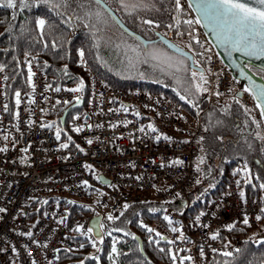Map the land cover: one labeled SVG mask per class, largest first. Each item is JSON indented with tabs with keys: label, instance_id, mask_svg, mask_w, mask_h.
I'll return each instance as SVG.
<instances>
[{
	"label": "built area",
	"instance_id": "1",
	"mask_svg": "<svg viewBox=\"0 0 264 264\" xmlns=\"http://www.w3.org/2000/svg\"><path fill=\"white\" fill-rule=\"evenodd\" d=\"M181 3L187 19L194 20L197 16L188 1L181 0ZM190 29L199 37V44L195 41L197 54L204 53L200 61L205 66L211 90L207 107L241 92L238 99L261 120L255 100L241 82L234 80L201 24L194 23ZM26 59L33 61L35 89L30 86L28 92L21 91V103L16 105L12 115L4 111L8 103L5 75L0 72V208L7 209L0 212V248L6 249L0 252V264H14V258L15 264H32L33 259L36 264H51L62 249H81V239H88L77 233L76 224L82 225V232L86 231L95 216L104 219L109 213L117 215L125 202L129 205L152 201L163 205L160 216L152 220L153 225L158 233L173 241L171 246L177 257H192L185 259L184 264H210L215 254L222 253H213V248L222 249L225 245L229 251L237 248L238 242L222 240L220 233L226 229L224 225L232 221L237 222L235 226H242L244 213L248 214L250 224L261 221L262 216L256 219L261 212L255 200L246 195L242 199L236 181L231 180L218 197L204 206L201 220L208 227L193 223L196 215L190 214L194 202L189 191L197 186L195 181L202 176L195 164L200 153L199 137L204 134L202 114L207 107L202 111H190L178 106L170 96L111 87L93 73L86 104L83 93L71 91L74 86L59 87V90L57 86H50L35 59L29 55L25 62ZM217 90L222 95L216 96ZM28 93L34 97L32 103H29ZM76 95H80L82 103L72 110L68 123L83 149L81 153L70 142L67 148L59 146L66 142L62 141V134L60 140L55 136L56 127L61 126L48 117L65 100L71 106L77 104L73 100ZM29 119L33 121L31 125ZM124 120L129 123H123ZM49 121L53 122L52 127H47ZM110 123L113 127L108 126ZM149 123L155 125V130L147 127ZM77 125L92 127L85 126L76 132ZM261 130L264 132V120H261ZM88 140L92 143H87ZM5 144L15 146L4 151ZM24 147L27 152L21 151ZM175 157H180L184 163L168 164ZM85 164L92 167L86 168ZM97 176L109 179L110 183H104ZM83 180H88L87 186L81 183ZM40 207L43 209L38 216L30 215ZM82 209L88 211L82 213ZM213 211L215 216L211 215ZM165 215L172 218L171 226ZM172 227L177 231L173 232ZM15 229L20 233L31 231L33 236L18 234ZM181 229L187 237L183 241L178 239ZM213 231L219 233V238H212ZM259 236H264V231L257 234ZM5 237L15 244L18 253L11 252L4 242ZM33 240L40 243H33ZM24 245L32 249L31 256ZM177 264H180L179 259Z\"/></svg>",
	"mask_w": 264,
	"mask_h": 264
},
{
	"label": "trees",
	"instance_id": "2",
	"mask_svg": "<svg viewBox=\"0 0 264 264\" xmlns=\"http://www.w3.org/2000/svg\"><path fill=\"white\" fill-rule=\"evenodd\" d=\"M105 2L115 10L128 28L133 29L143 37L155 39L156 31L166 33L167 37L187 50L188 43H191L194 46L192 52L197 53L195 40H191L188 34L192 30L183 24V21L187 19L185 11L182 10L177 15L174 10L175 2L173 0H152L155 3V7L139 8L131 15L123 11L118 0H105ZM81 3H84L83 8L79 6ZM94 4V0H91L90 4L87 0H70L71 7L68 10V15L73 16L75 27L64 24L56 12L51 11L46 6L18 10L17 16L13 19L12 10L4 5H0V63L6 65L5 69L2 70L4 75L10 77L7 81L5 80L4 87L10 115L13 114L16 107L15 88L19 87L24 92H28L30 89V85L26 82L27 66L24 57L26 52L30 53V57H35V61L41 67L49 85L52 87L74 86L78 82V78L82 77L85 81L83 100H85L86 104L92 89L90 74L93 73L111 87L132 91L140 90L150 94L159 92L170 96L178 106H182L190 111H202L207 107L208 93L202 94V99L199 100L201 102L199 108H195L186 100L181 99L183 90L179 89L176 84L167 82L166 79L158 78L149 73H146V76L142 77L138 73L137 68H126L123 45L121 44L119 49L114 45L120 43L122 40H127L129 43L132 40L129 35L118 27L110 16H105L99 21L95 17L88 18L86 15L87 9L94 6ZM137 14L144 17V19L159 20L161 24L155 27L153 31H147V26L144 28L140 27L142 22L135 18ZM37 15H44L47 19L55 22L58 29L65 30L68 40L64 43V51H61L60 48L51 49L50 42L53 39L52 36L47 37L49 48L47 50H40L42 44L39 41L34 43L36 31L38 30L31 33L21 31V24L26 21H32V23L25 24V27L34 29L33 18ZM76 16H80L81 19H75ZM173 17L181 21L179 29L167 27L169 22L175 24ZM85 18L89 19L88 27L84 25ZM91 26H95L98 29L95 35L100 37L99 40H93ZM177 30L182 34L177 35ZM29 35L32 36V39L29 38ZM96 44H99V48L95 46ZM79 48L85 50L84 59L87 66L79 62L80 55L77 51ZM55 53H59L60 55L58 56ZM44 61L48 62L47 66L44 65ZM16 65L18 66L14 67ZM64 65L68 66L67 76L63 74ZM203 67L205 66L203 65ZM251 69L255 71V68ZM204 70L207 76L206 69L204 68ZM12 75H15L16 79H11ZM221 101H218V105L217 101H214L202 114L204 140L200 141L199 156H206V161L201 167L206 170L207 165H212L213 172L209 176L205 171V175L201 176V183L189 191L190 197L194 202L190 209V214L193 215L199 214L208 202L218 197L231 180H237L238 177L233 174V169L241 166L244 158L248 159L252 172L264 169V163H257L258 160L264 159V154L259 151L261 142L254 136L255 125L252 124L251 117H248L249 124L245 125L244 119L246 114L243 113L240 105L232 99ZM226 104L232 105L231 115L219 111V108ZM70 106V103L59 104L56 109L51 111L48 117L60 124L62 141L70 142L76 147L78 141L75 134L69 129L68 123V120L73 115V111L70 110L68 112L64 126L60 123L61 117L67 113ZM249 111L252 116L257 118L254 110L249 109ZM210 113H214V117L220 116L224 123L219 125L210 124ZM206 125H208L207 128L205 127ZM219 136L224 137L223 141L217 139ZM68 137H71V140ZM248 142H251L253 145L251 150L247 147ZM201 145H203V151L201 150ZM77 150L78 153H81L80 149ZM238 152L240 153L239 156L236 154ZM225 155L229 156V159L223 160L222 157ZM213 177H215L214 181ZM212 183L215 186L209 187ZM239 188L244 189L247 198L255 200L261 212L262 202H264V191L259 188L253 189L250 185L243 183H241ZM197 199H200V201H197ZM77 207L79 206L77 205ZM162 208L163 205L156 202H139L137 204H129L127 209L123 208L121 212L114 215L117 217L114 221H108L107 215L103 219L105 228L102 229V234L105 233V230L111 231L112 234L111 236L105 234L102 242L97 241L99 251L92 246L87 238H84L81 239L84 245L81 249H62L51 264H79L81 260H84L85 264H172L171 254L167 251V246L164 245V251H161L156 244L158 231L154 227L152 220L160 216ZM42 209L40 207L30 215L38 216ZM152 209H157L160 213L152 211ZM86 211L88 209H82V213ZM261 216L260 222L247 226H235L233 230L225 229L220 233L222 240L238 242V248L244 250L241 254L234 252L236 264H247L248 261H252L253 264H264V241L258 245L249 240L253 232L259 230L261 224L264 223V213H261ZM141 220L145 225L156 231L149 233L141 225ZM115 228H124L126 231L117 232L114 230ZM127 233H134L135 236L133 237ZM149 235L153 237L151 241L149 240ZM113 239H116V247L120 255L113 254V258L110 261L108 253L111 251ZM246 241L248 242L246 243ZM141 244L143 248L142 253ZM161 244L163 245V242ZM89 253L92 256H89ZM94 257H98V260L94 259ZM225 259L231 258L224 257L222 253H217L210 264H217V262L218 264H224Z\"/></svg>",
	"mask_w": 264,
	"mask_h": 264
},
{
	"label": "snow or ice",
	"instance_id": "3",
	"mask_svg": "<svg viewBox=\"0 0 264 264\" xmlns=\"http://www.w3.org/2000/svg\"><path fill=\"white\" fill-rule=\"evenodd\" d=\"M87 2L90 4L91 0H87ZM118 3L120 7L123 9V11L129 15L136 12L139 8H148V7H155V3L152 2V0H118ZM0 5H4L5 7L12 10V16L13 19L18 14V10H24V9H32V8H38L40 6H46L51 11L56 12V14L63 20V23L70 26L75 27L76 25L73 23V16L68 15V10L71 7L70 0H0ZM81 8L84 7V3H81L79 5ZM195 10L199 14L194 20L189 18L183 21V24L191 26L194 23H200L203 22L206 27H209L211 29V32L214 34L216 40L220 45H222L225 48V51L231 54L233 51H238L242 54H245L248 57H257V58H264V0H196L195 2ZM174 10L179 15L180 12L183 10V6L181 3V0H175L174 3ZM88 18L95 17L97 21L101 20L105 16H110L113 21H115L117 24H120V27L124 29L125 32H128V29L125 28L123 23H121V20L118 16H116L113 13V9L109 6L108 3L105 2V0H95V4L92 7H89L87 9L86 13ZM84 19V25L86 27L89 26V19ZM137 20H140L142 23L140 27L144 28L147 26V31H153L155 27L160 26L161 22L156 19H144V17L140 15H136L135 17ZM34 29H30L28 27H25V24H31L32 21H26L25 23L21 24V31L22 32H29L36 31V37L34 40V43L36 41H39L42 44V48L40 50H47L49 48V40L47 39L48 36H52L53 39L51 40V49H57L60 48L61 51H64V43L67 42L68 37L66 36L65 30L58 29L55 22L47 19L44 15H37L34 18ZM75 19L79 20L81 19L80 16H76ZM175 19V17H173ZM181 24V21L179 19H175V24L169 22L167 27L168 28H177L179 29V26ZM91 31L93 33V40H99L100 37L96 36L95 33L98 31V29L95 26H91ZM194 31V30H193ZM193 31H190L188 34L191 38V40H195L197 44H199V37L196 35H193ZM177 35H181L182 33L177 30ZM129 37L132 40L131 43H129L127 40H122L120 43L114 45L117 49L121 47V44L123 45V52H124V62L126 68H135L137 64L141 61L143 58L144 63H150L154 62L155 65L160 66L162 69L166 70L169 74L173 75L174 77H177V74L179 73H187L189 74V79L186 81H183L187 86L184 88L183 94H181V99L186 100L189 104H191L195 108H199L198 101L202 99V94L204 93H210V88L207 86L210 81L207 79L205 70L203 65L201 64L200 57L204 56V53H194L192 55H189L183 48H181L179 45L175 43H170L166 39V33H162L159 31L155 32V39L152 38H141L140 36L136 35L135 33H129ZM29 38L32 39V36L29 35ZM110 43V42H109ZM164 45H167V47H164ZM97 48H99V44L95 45ZM193 45L191 43H188L187 48L189 52L193 50ZM80 55V63L85 64V50L83 48L77 49ZM56 55H60L59 53H55ZM30 55L29 52L25 53V57ZM35 57H33V60ZM207 59L210 61L211 57H207ZM32 60L26 59V66H27V78L26 82L28 85H30L33 89H35V84L33 82V76L34 72L32 69ZM45 66H47V61L43 62ZM18 65L14 66L17 67ZM6 65L4 63H0V71L5 69ZM68 66L64 65L63 68V74L65 76L68 75ZM208 72H211V69H208ZM241 73L244 75H247L244 73L243 68H241ZM255 74L260 76L262 79H264V64L258 66L255 68ZM9 76H4V80H8ZM11 79H16L15 75L11 76ZM248 83L244 86V90L249 92L253 99L256 102V107L259 109L261 120H264V83H258L256 80H254L251 76L247 77ZM218 88V83H217ZM85 89V81L82 77L78 78V82L74 85V87L71 89L72 92L80 93L82 94ZM7 90V89H6ZM57 90H59V86H57ZM15 102L16 105H20L21 103V89L19 87L15 88ZM216 96L222 95L218 90L215 92ZM239 93L236 94L234 97H230V99L235 100L237 104L240 105V107L243 109V113L245 115L244 124H249L248 117H251L252 124L255 125V131L254 136L257 140L261 142V147L259 149L260 153L264 154V132L261 131V120H257L255 116L251 115V112L249 111V108L247 105H244L239 99ZM29 103H32L34 101V97L31 93L27 94ZM80 95H76L73 97V100L77 104L80 103ZM60 101L57 100V103ZM65 104H69L70 102L65 100ZM217 105L219 102H216ZM122 108H124V111H128L127 107H124L121 105ZM231 108L232 105L226 104L223 107L219 108V111L221 113L231 115ZM4 111H9V108L7 105L4 106ZM41 111H44V109H41ZM137 116L140 115L139 112L135 113ZM79 115V113H77ZM17 118L19 117V111L16 112ZM33 121L31 119L28 120V124L31 125ZM119 123V122H118ZM123 123L127 124L129 123L128 120H124ZM209 123L210 124H223L224 121L220 116H215L214 113L209 114ZM53 122L49 121L47 123V127H52ZM42 127L44 125H41ZM92 127V125H77L75 126V131L80 132L83 127ZM109 127H113V125L110 123L108 125ZM149 129L155 130V125L152 123H149L147 126ZM206 128L208 125L205 126ZM141 130H144V125L142 124L140 126ZM19 129H17L18 131ZM163 135V134H161ZM55 136L57 140H60L61 137V128L59 126L56 127ZM5 138H7L5 134ZM69 140H71V137H68ZM165 139H171V137L165 136ZM218 140L223 141L224 137L219 136L217 137ZM200 141L204 140V137H199ZM87 143L91 144L92 140H88ZM14 147L15 145H9L5 144L4 148L2 150L6 151L8 147ZM62 148H67L68 143H62L59 145ZM80 151H83L82 148H80V145H76ZM248 149H252L253 145L251 142L247 143ZM27 147H24L21 149L23 152H27ZM201 150L203 151V145H201ZM238 156L240 153H236ZM223 160L229 159V156L225 155L222 157ZM198 163L195 164V167L198 172H200L201 175H205L206 173L211 176L213 172L212 165H207L206 170L205 168H202L201 165L205 164L206 156L201 155L197 157ZM23 162V161H22ZM173 162L176 165L183 164V160L180 157H175L174 161L169 160L168 164H173ZM257 163H264V159L258 160ZM134 166V165H133ZM163 166V162L162 165ZM86 168H91L92 165L85 164ZM219 167V166H217ZM222 171V169H221ZM233 174L236 175L238 178L236 180L237 187L241 185V183L245 185H250L253 189L259 188L260 190L264 191V169L258 170L256 172H252L249 167V162L247 158L243 159V163L238 168L233 169ZM97 179H100L99 176L96 177ZM139 179V177H137ZM215 180V177H213V181ZM85 186L88 185V180H83L81 182ZM196 184H200L201 181L199 178L195 181ZM215 184L212 183L209 185V187H214ZM102 193V190H101ZM230 194V193H228ZM177 196L180 195L179 192L176 193ZM239 195L243 199L245 197V191L243 188L239 189ZM44 201H42L43 203ZM71 203V202H70ZM219 207V205H217ZM123 207L127 209L129 207L128 203L125 202L123 204ZM7 209L0 208V212H5ZM152 211H155V209H152ZM65 213H67V209H65ZM261 213H264V202H262L261 207ZM26 215V213H25ZM204 215V211L201 210L199 214H197L194 218V225L200 224L202 227H208L207 224H204L201 220V217ZM212 216H215L216 213L213 211L211 213ZM165 220L169 222V226L172 225L173 221L172 218L165 215ZM261 218L260 214H257L256 219L259 220ZM117 217L113 216L111 213L108 214L107 220L108 221H114ZM61 222L63 223V218H61ZM141 225L146 228L149 233L156 231L155 229L150 228L148 225H145L143 221H140ZM236 221H232L230 223H227L224 225V227L228 230H233ZM241 223L245 226L250 224L248 214L244 213L243 220ZM104 229L105 225L101 223L100 218L97 217L94 221H92V226H88L86 231H81L82 225L76 224L75 230L80 235H84L88 237V240L91 241V244L94 248L99 251L97 241H103L104 235L111 236L112 232L109 230H105V233H101L100 231H93V229ZM117 232L126 231L124 228H115L114 229ZM15 231L18 232V234L27 236L31 238L33 236V233L31 231H25L20 233L19 229H15ZM172 231L176 232L177 229L175 227H172ZM89 233H92V236H89ZM128 235L135 236L134 233H127ZM212 238H219V233L217 231H213L210 233ZM93 236L95 237L93 239ZM158 240L156 241L157 247L164 251V245L167 246V251L171 254V260L172 264H177V260L179 259L180 264H184V260H191L192 257H177L176 254L173 253L172 244L173 241L169 240L168 237L161 235L157 232ZM119 239V238H116ZM116 239H113L111 251L108 253L109 260L111 261L113 258V254L120 255V253L117 250L116 247ZM153 237L149 235V240L151 241ZM181 241L186 240L187 237L184 236V233L181 229L180 236L178 237ZM249 240L252 243L255 244H261L262 241H264V236L257 237L254 233L252 237L249 238ZM4 242L10 247V250L12 253H18V248L15 246V244L10 243L7 238L5 237ZM163 242V245L161 244ZM248 241H246L247 243ZM33 243L39 244V240H33ZM45 243H47L45 241ZM230 243V242H229ZM83 244H80L79 247H83ZM24 247L27 249L29 256L32 255V249L28 248L27 245H24ZM5 248H0V252L5 251ZM217 251H221L224 257H228L231 259H225L224 264H236L234 252L237 254H241L244 250L242 248H234L233 251L227 250V246L225 245L222 249H216L213 248L212 252L215 253ZM89 256H92L91 253L88 254ZM200 255H204V251L201 248ZM94 259L98 260V257H94ZM14 264H15V258H14ZM32 264H36V261L33 259ZM79 264H85L84 260L79 261ZM218 264V262H217ZM247 264H253L252 261H248Z\"/></svg>",
	"mask_w": 264,
	"mask_h": 264
},
{
	"label": "water",
	"instance_id": "4",
	"mask_svg": "<svg viewBox=\"0 0 264 264\" xmlns=\"http://www.w3.org/2000/svg\"><path fill=\"white\" fill-rule=\"evenodd\" d=\"M187 1L191 5L194 14L196 16H198L199 14L196 12L195 7H194L196 0H187ZM113 13L116 16H118V14L115 12L114 9H113ZM120 20H121V23H123V25L125 26V28L128 29V32H125L124 29H122L120 27V24H117V23L116 24L127 35H129V33H135L136 35L140 36L141 38H145L142 35H140L139 33H137L136 31H134L133 29L128 28L127 25L123 22V20L121 18H120ZM200 24L203 27V30L206 33L207 37H209L211 43H213L214 47L217 49V52H218L221 60L223 61V63L231 70L232 76H233V78H234L235 81L237 80V81L241 82L245 86L248 83L247 77L248 76H251L258 83H264V79H262L260 76L256 75L255 74V71L251 69V68H256V67L264 64V58L248 57L245 54H242V53H240L238 51H233V52H231V54H229L228 52L225 51V48L218 43V41L216 40L214 34L211 32V29L209 27H206L203 22H200ZM166 39L170 43H175L172 39L168 38L167 36H166ZM164 46L167 47V45H164ZM181 48H183V47H181ZM183 49L189 55H192L193 54L192 52H189V50H186L185 48H183ZM241 68H243L244 73H246L247 75H244V74L241 73ZM238 93L240 94L239 97H241L242 96V93L241 92H238ZM81 103H82V101H80L79 104L72 105L68 109L67 113H65V115L60 120V123L62 124V126L65 125L64 122L66 120V117L68 115V112L70 110L79 108V106L81 105ZM100 178H101V180L104 183H110V180L109 179L104 178V177H100ZM97 217H99L100 218V221H101V219H102L101 216H95V218L92 221H94ZM92 221L90 223L91 226H92ZM93 231L94 232L95 231H100L102 233V230L101 229H97L95 227H94ZM140 248H141V253H142L143 252L142 244H141Z\"/></svg>",
	"mask_w": 264,
	"mask_h": 264
},
{
	"label": "rangeland",
	"instance_id": "5",
	"mask_svg": "<svg viewBox=\"0 0 264 264\" xmlns=\"http://www.w3.org/2000/svg\"><path fill=\"white\" fill-rule=\"evenodd\" d=\"M135 68H137L138 73L141 74L142 77H145L146 76L145 74L149 73L158 78L166 79L167 82L176 84V86H178L179 89H182L183 92H184V88L187 86L185 83H183V81L189 79V74L187 73H179L177 74V77H174L173 75L169 74L166 70L162 69L160 66L155 65L154 62L144 63L143 58ZM198 103L200 104L201 102L198 101ZM263 231H264V223H262L261 226L259 227V230L253 232V234L255 233L257 236V234ZM252 236L253 235H251V237Z\"/></svg>",
	"mask_w": 264,
	"mask_h": 264
},
{
	"label": "bare ground",
	"instance_id": "6",
	"mask_svg": "<svg viewBox=\"0 0 264 264\" xmlns=\"http://www.w3.org/2000/svg\"><path fill=\"white\" fill-rule=\"evenodd\" d=\"M222 102V101H221Z\"/></svg>",
	"mask_w": 264,
	"mask_h": 264
}]
</instances>
